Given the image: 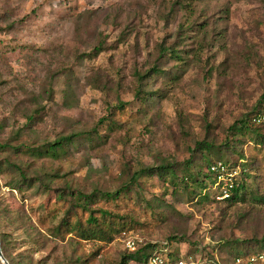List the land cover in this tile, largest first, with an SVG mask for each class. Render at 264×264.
<instances>
[{"label": "rangeland", "instance_id": "1", "mask_svg": "<svg viewBox=\"0 0 264 264\" xmlns=\"http://www.w3.org/2000/svg\"><path fill=\"white\" fill-rule=\"evenodd\" d=\"M263 94L264 0H0V144L102 136L77 137L59 157L0 149L5 254L122 264L129 250L114 229L124 225L138 244L171 239L203 264H264L249 262L264 252V201H226L228 173L207 184L208 198L180 180L210 159H247L264 194V126L229 129ZM162 165L176 184L141 173ZM115 191L88 204L109 211L111 239L54 232L78 193Z\"/></svg>", "mask_w": 264, "mask_h": 264}, {"label": "trees", "instance_id": "2", "mask_svg": "<svg viewBox=\"0 0 264 264\" xmlns=\"http://www.w3.org/2000/svg\"><path fill=\"white\" fill-rule=\"evenodd\" d=\"M100 47H96L94 49V52L98 51ZM142 79V77H139ZM139 94V93H138ZM264 94L262 95V97ZM260 106V100L257 103L256 107L248 114L247 118H241L237 121H235L232 125H230L229 129L233 131L234 135H245V132H252L256 127H254L251 122L252 115L258 110ZM31 119V117H29ZM100 122H103L101 119ZM110 122V121H109ZM113 122V121H111ZM255 128V129H254ZM94 133L96 134V137L94 136ZM99 135L96 130H93L91 132L87 133H77L72 134L65 137H60L58 140H54L51 143H47L42 148L36 147L31 149L28 146H13L9 145V143H2L0 144V149H12V150H21L22 152H30L32 154H36L37 156L46 155L51 157H59L61 154L66 152V147L69 143H71L75 138L84 136L85 139L92 142L94 139H101V137H98ZM257 141L260 144V147L264 146V136H261L257 134ZM247 159H240V161L236 162L232 159H222V158H216V159H210L207 161V164L205 166L206 170L202 172V174L194 173L189 170L184 169L183 177L180 179L183 184V188L186 189L188 193H195L202 197V198H208L206 193H204L205 188L208 186L207 184L216 182L217 176L219 174H222V172L218 171H212L211 166L216 165L220 163L224 166L225 170H233L235 171L236 168H239V171L235 176L233 175L228 181L231 182V187L228 188L229 190V197L225 199L226 201H232L237 202L241 200H245L246 198H251L252 200L256 202H263L264 201V194H259L258 190L261 186L260 182L257 180V175L255 173V169L251 166V164H248ZM142 174L146 175H152L157 174L161 177H166L172 184H176L175 180L177 179V173L176 169L173 166L170 165H162L159 167H149L141 171ZM224 173V172H223ZM228 173H232L229 172ZM140 174V173H138ZM136 175V177L138 176ZM229 184V183H228ZM228 187V186H227ZM256 192V194H255ZM258 193V194H257ZM98 197V198H97ZM120 192H101L93 193L91 195H86L83 193L77 194V203L75 205V210H67L66 216L64 219L61 220L59 225L55 227L54 232H61V229L64 228L66 232H74L82 239H89V238H102L104 236H108L107 239L112 238V234L108 233L110 230V213L106 209L99 208L94 212L93 209L88 208V204L90 202H96V200H106L107 202L116 201L117 199H120ZM97 198V199H96ZM59 202L61 201L60 198H58ZM58 201L56 200L55 204ZM80 210V212H78ZM53 210L51 208L48 209L47 213L49 216L52 214ZM55 212V210H54ZM75 212V216L78 218L75 222H70L69 219L72 217L73 213ZM84 212H88L86 215H84ZM124 225H121L120 227L114 229V231L120 233L121 235L123 231ZM67 227V229H66ZM167 241L172 256H184L188 257L192 253L187 252L186 250H182L179 248L178 245H175L173 240L167 239L164 240ZM7 242L6 234L0 231V247L3 256L6 258L9 264H15L13 263L5 254L4 248L5 243ZM160 242L157 241H144L141 244H138L136 250L134 251H128L122 256V264H126L127 262H132L134 264H144L147 260V257L153 252V250L160 245ZM262 247L264 245H261ZM264 253V252H263ZM262 252H255L249 255V258H256L263 256ZM193 255V254H192ZM247 256L245 253H238L236 254L235 259L240 258V256ZM1 262V261H0ZM212 263H214L212 261ZM1 264H3L1 262Z\"/></svg>", "mask_w": 264, "mask_h": 264}, {"label": "built area", "instance_id": "3", "mask_svg": "<svg viewBox=\"0 0 264 264\" xmlns=\"http://www.w3.org/2000/svg\"><path fill=\"white\" fill-rule=\"evenodd\" d=\"M251 122L255 126H264V96L260 98V106L258 110L252 115ZM212 171H220L222 174H219L217 176L218 178H222L224 175H226L227 170H225L224 166L220 163L216 165L211 166ZM224 172V173H223ZM234 173H228L227 178H231ZM231 176V177H229ZM229 179H225V184L227 187V190L229 187H231V182H229ZM229 183V184H228ZM229 192V191H228ZM227 196V192H226ZM122 240L126 246V248L129 251H134L137 248V241L136 237L132 235H127L125 232L122 233ZM251 261H254L253 258L249 259ZM239 261V259H238ZM204 261H202L201 257H194V256H188L184 257L182 255L180 256H172L170 247L167 243V241H163L160 243L158 247H156L153 252L147 257V260L144 264H203Z\"/></svg>", "mask_w": 264, "mask_h": 264}, {"label": "water", "instance_id": "4", "mask_svg": "<svg viewBox=\"0 0 264 264\" xmlns=\"http://www.w3.org/2000/svg\"><path fill=\"white\" fill-rule=\"evenodd\" d=\"M0 261L3 264H9L8 261L6 260V258L3 256L2 251H1V247H0Z\"/></svg>", "mask_w": 264, "mask_h": 264}]
</instances>
